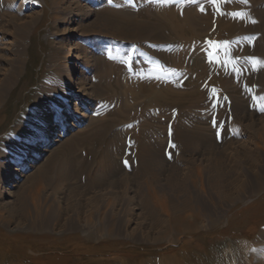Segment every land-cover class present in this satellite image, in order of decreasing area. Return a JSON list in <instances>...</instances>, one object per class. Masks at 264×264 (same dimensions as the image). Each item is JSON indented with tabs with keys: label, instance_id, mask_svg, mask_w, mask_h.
Returning <instances> with one entry per match:
<instances>
[{
	"label": "rangeland",
	"instance_id": "obj_1",
	"mask_svg": "<svg viewBox=\"0 0 264 264\" xmlns=\"http://www.w3.org/2000/svg\"><path fill=\"white\" fill-rule=\"evenodd\" d=\"M194 3L0 0V182L26 156L38 121L52 117L51 141L36 145L44 153L20 168L10 195L0 196V264H264V76L257 74L264 64L256 56L257 33L246 34V54L231 65L240 76L229 85L220 76L230 64L225 51L220 63H209L207 43H224L226 7L251 12L257 26L264 0H199L216 19L188 35L174 72L160 55L179 46L154 42V28L162 10L179 14ZM125 53L130 64L121 62ZM71 54L81 56L73 87L64 75ZM241 56L251 65H241ZM192 61L214 68L201 72ZM77 91L81 97L69 109ZM143 146L155 158L159 195L183 202L189 192L205 209L199 233L166 228L146 205L136 177L149 165H142Z\"/></svg>",
	"mask_w": 264,
	"mask_h": 264
},
{
	"label": "bare ground",
	"instance_id": "obj_2",
	"mask_svg": "<svg viewBox=\"0 0 264 264\" xmlns=\"http://www.w3.org/2000/svg\"><path fill=\"white\" fill-rule=\"evenodd\" d=\"M259 2L260 1H256L255 3L258 4ZM235 6H236V4L233 3L230 6L226 7V10L228 11L229 14L227 13L228 17L224 16L223 21L224 20L225 21L224 22L222 21V23H221L222 29L224 32H226V35H227L226 38H224V43L227 42V44H228L227 49H229L228 51H229L231 62L229 64V68L227 69V71L221 72L220 76H221V81H223V83L228 84V85H229V83L239 79L240 74L237 71H235L234 67L231 65L233 64V62H235L236 57L240 56V54H243V55L246 54L245 53L246 47H247L248 43L250 42V40H248L246 38L247 33H253V34L257 33L256 38H257V41L259 42L260 48L257 51L256 56H258L257 59L259 61H262V63L264 64V11H263L264 9L259 10L256 13V14H258V17H257V19L259 20L258 25L257 26H251V24H250L251 21L255 19L254 15L251 12L248 13L246 10L245 14H243L242 16L233 17L231 15V13L236 12ZM201 7L205 9L204 12L200 11ZM245 8H247V7H245ZM76 15H77V13L74 14V16H76ZM160 16H161L160 21L158 22L157 26L154 28V31L155 30L157 31L156 38L158 39V41L154 40V42H156V43H167V42L175 43L176 42V44H178L179 47L174 52H171V53H170V51H168V53L163 52L160 55L161 56L160 60H161V62H163L162 65L165 66L164 63L165 62L168 63L170 68L172 69V71L175 72L177 70V68L181 67V58H182L183 53H184L181 46H184L186 44V41H188L190 39V38L187 39L188 35L190 33H194L195 28H197L198 30L204 31L216 19V14L213 11H211L210 9H208L207 7L201 6V4H199V0H195L194 4L186 6L182 10V12H180L179 14H173V13L169 14V13L164 12L162 10ZM140 28L141 27H138V26H136V28L134 27V29L137 31H139ZM257 28H259V30ZM116 31H118V30H116ZM86 35H87V33H86ZM237 35L244 36L243 40L242 41L235 40L234 37ZM125 39L126 38H124V40ZM128 40L133 41L131 39H128ZM135 40H140V39L138 38ZM77 49H78L77 47L71 48V50H73V51H77ZM242 56L239 58L241 65L244 64V65L249 66V64H250L249 59L242 57ZM80 59H81V56H79V55L76 56L74 54H71L69 56L68 60L66 61L65 71H64L65 72L64 75H65V79H66L65 82H67V84L70 87L76 86L78 84V82L76 80V71H77V61ZM191 64H192V67H195L197 70H199L201 72H207L209 69L214 68V66L212 64L206 63L204 61H198V62L192 61ZM263 67L264 66L262 65V70H261L262 72L259 70V72L257 73V74H259L258 75L259 77L264 76V68ZM255 74L252 73L253 78L254 77L256 78ZM250 76H251V73L246 74V79H248ZM252 82H253V80H252ZM258 88L260 89L259 86H258ZM81 89L82 88H80V90ZM246 90L249 91L248 89H246ZM79 92L77 91V93L74 96L69 98V101L67 104V107L69 109H72L74 101H76L79 97H81ZM3 101H4V96H2V92L0 90V103L2 104ZM236 104L239 105L238 102ZM51 130H52V117L49 113H46L42 116L41 121H38L37 130L32 135V140H31L32 144L28 145L25 149V151L27 152L26 156H24L23 158L17 159L15 161L14 168L11 170V173L9 171L7 173V176H5L3 178V180L0 182V191H1L0 196L10 195V193H11L10 191H11L12 186H13L12 184L14 182L19 181L23 176V175L20 176V168L22 169L23 167L30 165L34 161L35 156H38V155H41L42 153H44V150H42V149L39 150L38 146H36V145L39 144L41 146V145H46L47 143H49L51 141V135H50ZM183 134L180 135V136H182V138L184 136ZM74 143H76V142H74ZM141 144H143V143H141ZM181 146H183V145L181 144ZM184 146H185V148H187L188 146L190 147L191 145H189L188 143L185 142ZM141 147H142V145H141ZM144 148L145 147L143 146V148H141L142 150H140V151H142L141 152L142 165L144 163H146V165H147V163H149V165L147 167V170L145 171L146 172L145 174L144 173L138 174V176H136V177H138L141 181V182H139V185L142 188L140 190V192L142 194H144L145 192L147 193L148 200H146L147 201L146 205L148 206L149 209L154 208V212L158 211L157 217L161 219V220H158V223L165 225L166 228L167 227L172 228L174 230H177L180 234H185V235L190 234V233H199L200 230L205 226V225H203L204 220H206V215L204 213L205 209L202 208L200 204L198 205V207L195 205V203H197V202L193 201L194 195L192 193L189 194V192H186V197L184 200H182L183 202H178L177 200H176L177 202H175V200L173 202H171L168 200V198L167 199L162 198L159 195L158 191L156 190V186H155V182L158 178V173L155 171V169H153L154 168L153 166H155L154 162L152 163V160L154 159V161H155V158H153L152 155H145V153L143 152ZM18 149H20V148L18 147ZM5 158H7V156ZM68 171H69V169H68ZM41 173L42 172H40L38 175L32 176V179L38 178L41 175ZM65 173L66 174H64V172H62L61 176L62 177L65 175L68 176V172H65ZM70 174H72V173L70 172ZM220 178H221V175H220ZM128 182H130V181L128 180ZM200 182H201V180H200ZM222 188H223V186H222ZM150 207H152V208H150Z\"/></svg>",
	"mask_w": 264,
	"mask_h": 264
},
{
	"label": "snow or ice",
	"instance_id": "obj_3",
	"mask_svg": "<svg viewBox=\"0 0 264 264\" xmlns=\"http://www.w3.org/2000/svg\"><path fill=\"white\" fill-rule=\"evenodd\" d=\"M210 2H211L213 5H218L220 2H222V0H210ZM242 2H244V0H242ZM217 10L219 11V9H217ZM200 11H201V12H204L205 9L201 7V8H200ZM231 15H232L233 17H240V16H242L243 14H242V13H239V12H234V13H231ZM207 43H208V45H209L210 48H211V51H210L209 54H208L209 63H220V62H221V61L218 59V56H219V52H220V50H224V51H225V57H226V59H225L224 63H230V62H231L230 60L227 59V57H228V55H229V53L227 52V48H228V44H227V42H225V43H223V44H220V43H215V42L209 40ZM121 62H122V63H125V64H130V62H131V54H130V53H125V54L123 55V57H122ZM254 63H255V62H254ZM212 91H213V93L215 94V91H216V90H215L214 88H213ZM216 106H217V105H215V104L213 105L214 108H215ZM213 125H214V126H218L216 121H213ZM217 135H218V137H219V133H218ZM171 146H172V148H175V145H174V144H172ZM168 157H169V159L172 158V153H171V152L168 153ZM125 164H126V166H128V165H127V162H125Z\"/></svg>",
	"mask_w": 264,
	"mask_h": 264
}]
</instances>
